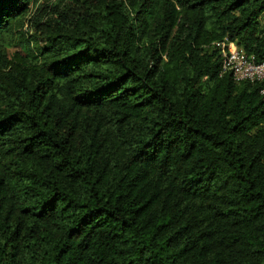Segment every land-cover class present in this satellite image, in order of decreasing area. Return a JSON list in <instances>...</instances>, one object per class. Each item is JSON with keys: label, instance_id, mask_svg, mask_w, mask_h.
I'll return each mask as SVG.
<instances>
[{"label": "trees", "instance_id": "trees-1", "mask_svg": "<svg viewBox=\"0 0 264 264\" xmlns=\"http://www.w3.org/2000/svg\"><path fill=\"white\" fill-rule=\"evenodd\" d=\"M220 42L264 61V0H0V264H264L263 83Z\"/></svg>", "mask_w": 264, "mask_h": 264}, {"label": "built area", "instance_id": "built-area-1", "mask_svg": "<svg viewBox=\"0 0 264 264\" xmlns=\"http://www.w3.org/2000/svg\"><path fill=\"white\" fill-rule=\"evenodd\" d=\"M221 66L219 75L229 73L236 82L260 81V92L264 94V61H256L234 42H220Z\"/></svg>", "mask_w": 264, "mask_h": 264}, {"label": "rangeland", "instance_id": "rangeland-1", "mask_svg": "<svg viewBox=\"0 0 264 264\" xmlns=\"http://www.w3.org/2000/svg\"><path fill=\"white\" fill-rule=\"evenodd\" d=\"M19 48L20 47H18V46H16V47L10 46V47H8V50H9V52H12L14 50H18Z\"/></svg>", "mask_w": 264, "mask_h": 264}]
</instances>
